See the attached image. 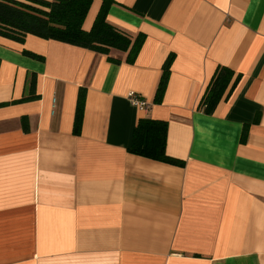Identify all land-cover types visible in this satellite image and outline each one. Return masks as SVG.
Masks as SVG:
<instances>
[{"label":"crops","instance_id":"0c3cea01","mask_svg":"<svg viewBox=\"0 0 264 264\" xmlns=\"http://www.w3.org/2000/svg\"><path fill=\"white\" fill-rule=\"evenodd\" d=\"M106 20L144 35L134 62L0 36V264H264V0H114ZM218 66L240 77L206 113ZM142 117L166 121L176 162L130 151Z\"/></svg>","mask_w":264,"mask_h":264},{"label":"trees","instance_id":"16d2710c","mask_svg":"<svg viewBox=\"0 0 264 264\" xmlns=\"http://www.w3.org/2000/svg\"><path fill=\"white\" fill-rule=\"evenodd\" d=\"M93 0H0V36L23 42L27 34L43 39H53L60 42L80 46L98 53L108 54L111 49L127 52L126 62H134L144 35L139 33L132 38L129 34L116 28L106 20L108 8L114 0H100L101 6L89 30L82 28V23ZM38 57L37 55L25 52ZM170 54L165 60L159 81L156 86L154 101L160 102L168 82ZM112 61L118 59L109 58ZM234 72L218 66L210 79L200 100V107L204 112L211 113L216 104L232 81ZM236 75L231 83V90L239 80ZM84 89H80L77 96L74 117V131H80L84 107ZM34 80L31 78L28 93L20 100L35 99ZM246 128L242 131V140L246 135ZM167 123L163 120L139 118L133 131L130 151L134 154L160 160L176 162L177 160L166 154Z\"/></svg>","mask_w":264,"mask_h":264},{"label":"built area","instance_id":"2783aa9c","mask_svg":"<svg viewBox=\"0 0 264 264\" xmlns=\"http://www.w3.org/2000/svg\"><path fill=\"white\" fill-rule=\"evenodd\" d=\"M127 97L132 105L138 107L139 109L147 110L149 104L136 93L130 92Z\"/></svg>","mask_w":264,"mask_h":264}]
</instances>
